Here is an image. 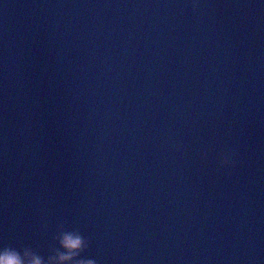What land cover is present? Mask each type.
<instances>
[{
	"label": "water",
	"instance_id": "95a60500",
	"mask_svg": "<svg viewBox=\"0 0 264 264\" xmlns=\"http://www.w3.org/2000/svg\"><path fill=\"white\" fill-rule=\"evenodd\" d=\"M218 54L264 87V0H111Z\"/></svg>",
	"mask_w": 264,
	"mask_h": 264
},
{
	"label": "clouds",
	"instance_id": "9594fccd",
	"mask_svg": "<svg viewBox=\"0 0 264 264\" xmlns=\"http://www.w3.org/2000/svg\"><path fill=\"white\" fill-rule=\"evenodd\" d=\"M59 247L48 257L47 264H95L92 259L74 260L79 252L86 247V240L75 234L74 240L70 243L65 239V234L60 232L57 236ZM0 264H45L43 259L35 253L25 250L23 254L16 252H0Z\"/></svg>",
	"mask_w": 264,
	"mask_h": 264
}]
</instances>
